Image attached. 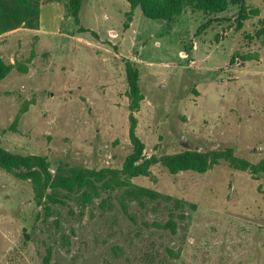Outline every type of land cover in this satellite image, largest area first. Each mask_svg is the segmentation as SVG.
<instances>
[{"label":"rangeland","instance_id":"rangeland-1","mask_svg":"<svg viewBox=\"0 0 264 264\" xmlns=\"http://www.w3.org/2000/svg\"><path fill=\"white\" fill-rule=\"evenodd\" d=\"M67 2L40 0L38 29L0 35V57L15 65L0 81L2 148L45 156L52 173L121 168L130 60L146 157L232 148L264 158V45L254 38L264 0L245 1L257 16L186 9L172 23L126 0H84L79 25ZM131 182L172 200L125 201L124 213L122 190L101 189L87 203L62 193L63 203L38 205L29 180L0 168V264H264V174L226 163L171 174L157 164Z\"/></svg>","mask_w":264,"mask_h":264},{"label":"trees","instance_id":"trees-1","mask_svg":"<svg viewBox=\"0 0 264 264\" xmlns=\"http://www.w3.org/2000/svg\"><path fill=\"white\" fill-rule=\"evenodd\" d=\"M84 0H68L66 10L75 24L79 25V11ZM131 11L139 8L142 14L155 21L174 22L186 9L200 11L204 14H219L230 6L238 7V15L248 18L258 15V10L248 11L246 0H126ZM40 0H0V35L27 28H39ZM131 12L127 14L128 20ZM241 18V17H240ZM241 21H239V25ZM80 32L87 31L80 27ZM254 38L261 39L264 45V22L255 30ZM13 64H5L0 57V81L14 68ZM125 75L128 86L129 99V131L131 145L130 153L125 157L121 168H102L99 170L85 167H58L54 173L50 170L49 161L45 156L21 155L10 152L0 146V168L15 178L29 180L38 205L46 199L51 203H63L64 198L81 193L84 202H90L92 197L99 194L101 189L114 191L122 190L120 205L127 213L125 201L142 203L144 200L156 202L158 200H172L170 196L162 195L154 190L132 184V179L150 177L151 167L159 164L171 174L193 171L203 174L220 163H226L230 168L247 171L257 177L264 174V158L253 163L246 158L237 156L232 148L210 151L185 150L174 154L161 156L144 155L145 145L136 133L137 119L134 113L139 110L143 95L139 85L140 72L130 60L125 61ZM174 200V199H173ZM180 204L179 200H174ZM171 224V223H170ZM169 226V224H168Z\"/></svg>","mask_w":264,"mask_h":264}]
</instances>
